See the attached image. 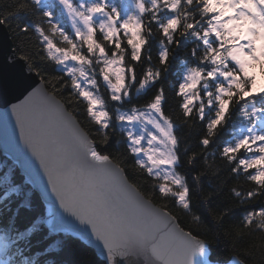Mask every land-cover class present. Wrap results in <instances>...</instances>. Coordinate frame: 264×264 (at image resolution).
<instances>
[{"label": "snow or ice", "instance_id": "1", "mask_svg": "<svg viewBox=\"0 0 264 264\" xmlns=\"http://www.w3.org/2000/svg\"><path fill=\"white\" fill-rule=\"evenodd\" d=\"M33 3L48 25L47 30L43 23L34 25V33L48 59L66 65L74 94L86 104L87 116L100 130L110 127L111 117L98 94L97 76L111 101L117 103L130 101L134 86L137 93L153 89L142 107L117 110L116 120L128 126L130 151L144 157L138 158L137 164L161 181L157 186L160 196L172 197L174 204L186 211L190 210V189L185 177L175 171L179 141L172 119L163 110L164 90L155 85L168 66L170 46H179L177 35L194 38L198 43L191 55L196 63L185 67L176 92L182 101V115L191 119L195 113L204 122L198 143L207 150L232 108L239 106L246 126L234 142L222 147L221 155L232 165L229 170L234 175L243 173L256 185L247 193L234 191L235 196L251 200L264 195V0H132V11L123 14L121 7L109 5L107 0L78 4L56 0L72 21L74 38L60 27L51 6H42L41 0ZM153 24L160 34L159 66L155 68L151 55H143ZM57 34L66 46L54 42ZM128 49L130 60L142 65L139 76L135 64L127 62ZM68 62L73 66H67ZM20 87L24 98L13 104L10 112L20 141L39 162L59 208L89 226L92 236L102 243L107 264H128L130 257L138 264H193L194 254H199L203 264L202 239L177 227L173 217L153 207L128 184L122 169L97 150L54 96L31 83ZM136 125L139 134L133 132ZM104 136L106 139V132ZM195 159L193 154L188 163ZM3 179L10 181V176ZM61 222L57 213L50 211L41 223L55 232ZM244 224L264 230V206L248 212ZM40 226L33 224L14 238L0 237V264H30L14 259L21 254L15 246Z\"/></svg>", "mask_w": 264, "mask_h": 264}, {"label": "trees", "instance_id": "2", "mask_svg": "<svg viewBox=\"0 0 264 264\" xmlns=\"http://www.w3.org/2000/svg\"><path fill=\"white\" fill-rule=\"evenodd\" d=\"M41 5L51 6L56 12L60 27L66 34L72 35L61 11L53 2L44 0ZM160 16L164 18L165 13L161 12ZM0 19L5 20L2 25L11 41L12 49L29 68L35 66L32 71L46 92L71 113L97 150L109 155L111 161L122 169L127 181L145 199L171 215L182 230L190 231L205 242L208 264H264V230L256 228L255 225L245 227L244 224L248 212L264 206V195L251 200L235 196L234 191L247 193L256 189V185L248 181L243 173L234 175L229 170L232 165L221 155L222 147L234 142L246 126V121L238 113L239 106L232 108L230 118L218 129L207 150L198 143L205 130L204 122L197 119L195 113L191 119L184 118L179 107L182 101L176 92L180 78L186 66H194L196 63L191 55L192 49L198 43L194 38L177 35L179 46H170L168 66L161 72L155 85L156 88L164 90L163 110L172 119L175 125L174 134L179 141V163L175 166V171L185 177L190 189V210L186 211L174 204L172 197L160 196L157 190L158 181L137 164V157L129 149L126 129L116 120L117 110L128 112L131 107H142L153 89L137 93L134 86L131 100L117 103L111 101L106 89L98 82V92L111 117L110 127L100 130L87 116L86 104L74 94L69 77L54 60L48 59L38 34L34 33L33 26L43 23V17L33 0H0ZM145 22L147 23V17ZM25 26L28 27L27 32L23 31ZM43 27L48 29L46 23H43ZM151 27L152 36L143 55H151V66L155 68L159 66L157 42L160 34L156 25ZM53 39L58 46H66L58 34ZM123 47L128 48L126 42ZM127 62L135 64L139 76L142 65L130 60V49ZM193 154L196 159L189 164V158ZM240 155L246 154L241 152ZM6 174L10 176V181L3 179ZM47 216L48 208L39 195L32 190L16 165L0 151V237L14 238L27 232L33 224H41L25 240L17 241L15 247L20 249L21 254L14 259L29 261L30 264H107L77 235L66 230L50 232L47 225L41 223Z\"/></svg>", "mask_w": 264, "mask_h": 264}, {"label": "water", "instance_id": "3", "mask_svg": "<svg viewBox=\"0 0 264 264\" xmlns=\"http://www.w3.org/2000/svg\"><path fill=\"white\" fill-rule=\"evenodd\" d=\"M24 82L31 83L33 88H42L45 94H49L34 72L29 71L26 62L16 55L12 49L11 41L4 26L0 24V151L16 163L18 170L29 182L32 190L39 195L42 203L49 207V213L50 211L57 213L58 219L62 221L59 230L64 229L77 234L107 263L106 253L103 250L102 243L92 236L89 226L80 224L74 217L64 213L63 210L59 208V202L52 195L51 189L47 183V177L40 167L39 162L20 141L19 129L16 128L15 121L11 117L10 112L11 106L19 103L24 98V96L21 95L22 89L20 87ZM31 90L32 89H29V91ZM24 95H27V93H24ZM61 106L63 107L62 104ZM73 120L77 127L83 132L76 120L74 118ZM127 183L130 184L128 181ZM153 207L158 208L155 205H153ZM175 224L179 227L176 222ZM201 259L203 264H205L204 257ZM118 264H123V262H118ZM128 264H138V261L130 257L128 258ZM193 264H200L199 254H194ZM229 264L241 263L231 262Z\"/></svg>", "mask_w": 264, "mask_h": 264}, {"label": "rangeland", "instance_id": "4", "mask_svg": "<svg viewBox=\"0 0 264 264\" xmlns=\"http://www.w3.org/2000/svg\"><path fill=\"white\" fill-rule=\"evenodd\" d=\"M53 1V3H55L57 6H58V8L60 9V11L62 12V14H63V16H64V18H65V20H66V24H67V26H68V30L71 32V34H72V36H73V38H74V31H73V29H72V21H71V19L67 16V14L60 8V6L56 3V0H52ZM73 2L74 3H76V4H78V3H80V2H85V3H89V2H93V0H73ZM107 3L109 4V5H111V4H115V5H117L118 7H121V11H122V14L123 13H125V12H130V11H132V0H107ZM84 51H86V49L84 50ZM67 66H73L72 65V62H68V65ZM60 67L63 69V71H64V73H66V65H60ZM96 71L98 72V68L96 69ZM70 78V77H69ZM97 80H98V82L103 86V87H105L106 88V90H107V87H106V85H104V83H103V81L102 80H100L99 79V77L97 76ZM94 92L95 91H97L96 89H92ZM108 91V90H107ZM98 94H99V92H98ZM100 95V94H99ZM108 95L110 96V93L108 92ZM125 126V128H127L128 126L127 125H124ZM146 128H147V130H152L151 128H150V126H146ZM154 131V130H153ZM133 132L135 133V134H139L140 133V126L139 125H136V126H134L133 127ZM145 135H146V133H145ZM142 143H144L145 144V146H147L146 145V141H142ZM136 157H137V155H136ZM137 158H139V159H144V157L141 155L140 157H137ZM154 179H156L155 177H153ZM157 181H158V183H160L161 181H159L158 179H156ZM204 263L205 264H208L207 262H206V253H205V256H204ZM229 264V263H228Z\"/></svg>", "mask_w": 264, "mask_h": 264}]
</instances>
